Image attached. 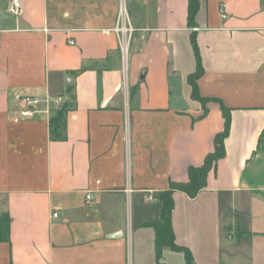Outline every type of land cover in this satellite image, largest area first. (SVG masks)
Returning a JSON list of instances; mask_svg holds the SVG:
<instances>
[{
	"label": "crops",
	"instance_id": "0c3cea01",
	"mask_svg": "<svg viewBox=\"0 0 264 264\" xmlns=\"http://www.w3.org/2000/svg\"><path fill=\"white\" fill-rule=\"evenodd\" d=\"M19 2L0 0V264H160L150 224L214 151L221 104L226 157L197 197L175 193V241L194 264H264V0H199L195 28L189 0ZM120 18L134 33L105 34Z\"/></svg>",
	"mask_w": 264,
	"mask_h": 264
},
{
	"label": "trees",
	"instance_id": "16d2710c",
	"mask_svg": "<svg viewBox=\"0 0 264 264\" xmlns=\"http://www.w3.org/2000/svg\"><path fill=\"white\" fill-rule=\"evenodd\" d=\"M199 11V0H189L188 6V25L190 28L197 26L196 16ZM191 42L194 48L195 56L197 59V69L188 78V82L192 88V98L200 102L204 107L211 101L201 97L198 88V80L203 76L204 69L202 65L201 56L197 46L196 38L192 35ZM221 109L225 118V130L215 137V149L210 153L200 167H191L188 175L189 179L186 183L170 184V187L165 191L160 199L161 217L159 222L150 224L156 232V252L157 259L160 264L163 250L170 248L175 252H180L185 255L187 264H194V259L191 252L182 246H179L175 241V234L172 226V214L175 207L174 195L177 191L187 194L190 198H195L207 186L208 175L215 165L226 157V139L231 131V112L221 104ZM65 111L66 108L58 110L56 115L53 116L51 121V133L56 139H64L65 128ZM260 144H264V130L260 138ZM10 234V218L9 216L3 217L0 226V240H8Z\"/></svg>",
	"mask_w": 264,
	"mask_h": 264
},
{
	"label": "built area",
	"instance_id": "2783aa9c",
	"mask_svg": "<svg viewBox=\"0 0 264 264\" xmlns=\"http://www.w3.org/2000/svg\"><path fill=\"white\" fill-rule=\"evenodd\" d=\"M11 12L15 15H18L20 13L21 10V4L19 2V0H12V7H11ZM110 32H116L118 34H125V33H129L130 35L132 33H134V29H132L131 27H124L121 25V18L119 19V23L116 25V27L113 30H107L105 31V34H108ZM71 44H73V42H71ZM18 100H22V102L28 106L32 105V101L30 100V98H18ZM22 116L27 117L30 115L29 111H24L21 113ZM87 198L90 200L92 198L91 195H88ZM57 216V215H55Z\"/></svg>",
	"mask_w": 264,
	"mask_h": 264
},
{
	"label": "rangeland",
	"instance_id": "374dc122",
	"mask_svg": "<svg viewBox=\"0 0 264 264\" xmlns=\"http://www.w3.org/2000/svg\"><path fill=\"white\" fill-rule=\"evenodd\" d=\"M258 181H262V182H264V171H260V172H258Z\"/></svg>",
	"mask_w": 264,
	"mask_h": 264
},
{
	"label": "water",
	"instance_id": "95a60500",
	"mask_svg": "<svg viewBox=\"0 0 264 264\" xmlns=\"http://www.w3.org/2000/svg\"><path fill=\"white\" fill-rule=\"evenodd\" d=\"M117 237V235H115V236H112V238H116Z\"/></svg>",
	"mask_w": 264,
	"mask_h": 264
}]
</instances>
